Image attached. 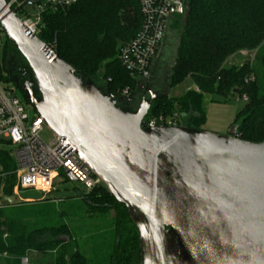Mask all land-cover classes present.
<instances>
[{"label": "water", "instance_id": "water-1", "mask_svg": "<svg viewBox=\"0 0 264 264\" xmlns=\"http://www.w3.org/2000/svg\"><path fill=\"white\" fill-rule=\"evenodd\" d=\"M189 15L187 7L172 62L164 49L173 14L151 77L137 80L126 97L59 58L0 0V27L17 52L7 58L6 73L125 206L139 233L141 264H264V143L242 141L236 129L219 136L144 122L170 95ZM26 199L39 202L42 195Z\"/></svg>", "mask_w": 264, "mask_h": 264}, {"label": "trees", "instance_id": "trees-1", "mask_svg": "<svg viewBox=\"0 0 264 264\" xmlns=\"http://www.w3.org/2000/svg\"><path fill=\"white\" fill-rule=\"evenodd\" d=\"M184 1L190 15L170 85L174 89L190 79L195 89L156 101L146 121L178 115L181 126L201 130L207 121L206 96L240 100L245 96L247 101L235 120L237 138L264 143V0ZM141 25L137 0H78L65 11L47 14L38 37L78 72L95 82L104 81L112 94L122 96L127 89L134 93L137 80L121 66L119 52L136 37ZM0 33L5 38L0 76L11 82L5 69L11 43L1 27ZM251 51H255L252 60L241 66L226 65L235 54ZM0 167L5 174L3 193L12 197L17 166L9 152L1 149ZM82 197L91 213H115L117 242L110 264H141L139 233L125 206L106 186L84 191ZM18 208L0 209V257L6 256L5 264H21L30 253L43 255L38 264H90L78 250L71 251L66 225L30 228L23 223L24 211Z\"/></svg>", "mask_w": 264, "mask_h": 264}, {"label": "built area", "instance_id": "built-area-1", "mask_svg": "<svg viewBox=\"0 0 264 264\" xmlns=\"http://www.w3.org/2000/svg\"><path fill=\"white\" fill-rule=\"evenodd\" d=\"M137 1L142 16L141 28L133 40L121 47L118 56L123 69L135 80L151 77V68L163 44L170 15L173 14L174 24H180L187 9L184 0ZM77 2L78 0H5L6 9L21 20L29 34L36 36L43 28L47 14L65 11ZM2 38L3 33H0V68ZM2 82L0 76V143L15 149L16 185L12 197L16 198V202L24 192L51 193L54 181L61 175L69 183L81 184L87 192L106 186L77 156L71 142H65L64 138L54 132L49 144L44 141L41 136L46 127L44 119L36 112L30 116L22 101L14 95V90L4 88ZM130 95L128 89L122 92V96ZM241 100L246 102L247 97L244 96ZM146 125L148 128L181 126L178 115L169 119L154 117L146 121ZM4 180L5 174L0 167V209L11 205L6 202L8 197L3 193ZM21 202L30 201L21 199ZM21 264H29L28 258H23Z\"/></svg>", "mask_w": 264, "mask_h": 264}, {"label": "rangeland", "instance_id": "rangeland-1", "mask_svg": "<svg viewBox=\"0 0 264 264\" xmlns=\"http://www.w3.org/2000/svg\"><path fill=\"white\" fill-rule=\"evenodd\" d=\"M173 33L180 35L181 25L173 23L171 26ZM5 38L3 36L2 43ZM9 55L16 54V50L11 45L7 46ZM255 51L240 52L235 54L226 62V65L241 66L249 59L252 60ZM22 63H25L24 61ZM2 86L8 90H14V95L18 97L26 107L30 116L35 113L34 109L27 103L20 90L10 81H3ZM195 87L190 79L185 80L181 85L171 89L169 97H180ZM245 102L238 97L227 99L217 96H206L204 106L207 121L202 127V131L219 136L227 135L231 130L236 129L235 124L238 113L243 109ZM46 143H50L53 138V131L49 127H44L41 134ZM0 149L9 152L15 161L14 148L5 143H0ZM86 191L81 184L66 182L61 175L54 181L51 193H37L42 195V200L33 203L21 202L27 195L34 194L28 191L20 194L17 202L11 206H17L24 211L22 215L23 223L30 228L56 227L66 225L71 233V251L78 250L90 264H110L117 242V234L114 227L115 213L108 212L105 215L94 214L87 209L82 193ZM6 256L0 257V264L7 263ZM42 254L30 253L29 264H38L43 260Z\"/></svg>", "mask_w": 264, "mask_h": 264}, {"label": "flooded vegetation", "instance_id": "flooded-vegetation-1", "mask_svg": "<svg viewBox=\"0 0 264 264\" xmlns=\"http://www.w3.org/2000/svg\"><path fill=\"white\" fill-rule=\"evenodd\" d=\"M177 41H178V36L175 33L169 32L168 37H167V41H166V46L164 49L166 62L168 65L172 62V59L174 57L175 46L177 44ZM146 118H147V116H146ZM146 118L144 119L145 123H146Z\"/></svg>", "mask_w": 264, "mask_h": 264}, {"label": "crops", "instance_id": "crops-1", "mask_svg": "<svg viewBox=\"0 0 264 264\" xmlns=\"http://www.w3.org/2000/svg\"><path fill=\"white\" fill-rule=\"evenodd\" d=\"M31 264H35V263H31Z\"/></svg>", "mask_w": 264, "mask_h": 264}]
</instances>
